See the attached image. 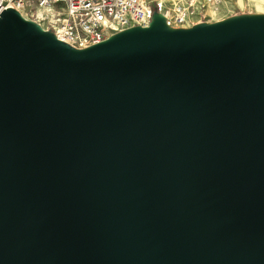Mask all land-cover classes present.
Listing matches in <instances>:
<instances>
[{
    "label": "water",
    "instance_id": "95a60500",
    "mask_svg": "<svg viewBox=\"0 0 264 264\" xmlns=\"http://www.w3.org/2000/svg\"><path fill=\"white\" fill-rule=\"evenodd\" d=\"M19 17L0 2V264H264V19L75 49Z\"/></svg>",
    "mask_w": 264,
    "mask_h": 264
},
{
    "label": "built area",
    "instance_id": "2783aa9c",
    "mask_svg": "<svg viewBox=\"0 0 264 264\" xmlns=\"http://www.w3.org/2000/svg\"><path fill=\"white\" fill-rule=\"evenodd\" d=\"M167 24L201 22L205 9L222 0H155ZM3 7L26 11L46 31L75 49H85L111 35L150 20L153 0H0ZM155 6V7H156Z\"/></svg>",
    "mask_w": 264,
    "mask_h": 264
},
{
    "label": "rangeland",
    "instance_id": "374dc122",
    "mask_svg": "<svg viewBox=\"0 0 264 264\" xmlns=\"http://www.w3.org/2000/svg\"><path fill=\"white\" fill-rule=\"evenodd\" d=\"M163 2H171L174 0H161ZM177 1V0H176ZM184 1V0H180ZM156 1L149 3V9L151 12L150 21L156 22L157 6ZM18 14L22 17H28L26 11H18ZM204 17L201 22L194 21L187 24H170L174 29L187 30L195 27V25L201 23L205 26L219 25L235 20H251V19H264V0H222L216 7L208 6L204 11ZM32 21V20H31ZM34 25L40 26L38 22H34Z\"/></svg>",
    "mask_w": 264,
    "mask_h": 264
},
{
    "label": "bare ground",
    "instance_id": "6f19581e",
    "mask_svg": "<svg viewBox=\"0 0 264 264\" xmlns=\"http://www.w3.org/2000/svg\"><path fill=\"white\" fill-rule=\"evenodd\" d=\"M6 8L10 9L9 6H7ZM19 18L25 24H27L28 26H31V24H30L31 23V19L30 18H27L26 16L25 17L22 16V18L21 17H19ZM39 28H40V31H38V33H40L41 35L48 36L47 33H46V29H45V27L43 25H40ZM142 29H143L144 32L154 31V29L152 27V24H150V23L142 26ZM167 29H168V31H173L174 27H172L170 24H167ZM109 40H110L109 38L105 39V41H109Z\"/></svg>",
    "mask_w": 264,
    "mask_h": 264
}]
</instances>
